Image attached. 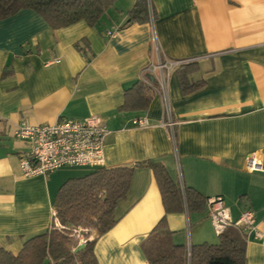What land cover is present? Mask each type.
I'll return each mask as SVG.
<instances>
[{
    "label": "crops",
    "instance_id": "obj_1",
    "mask_svg": "<svg viewBox=\"0 0 264 264\" xmlns=\"http://www.w3.org/2000/svg\"><path fill=\"white\" fill-rule=\"evenodd\" d=\"M149 1L157 17L142 24L127 25L136 0H118L96 27L82 21L52 29L29 9L0 21V246L12 254L49 230L66 182L101 169L24 177L20 159L31 145L17 128L64 118H101L110 131L104 168L135 169L117 224L95 245L99 264L149 263L144 244L166 216L149 161L205 198L222 196L234 220L255 211L264 235V172L249 173L245 164L264 153V0ZM187 61L196 63L190 79L204 85L185 94L179 66L165 70L174 135L159 93L145 110L122 109L150 65ZM138 118L150 127H135ZM208 215L207 203L200 212L167 215L172 243L218 244ZM245 237L247 264H264V238Z\"/></svg>",
    "mask_w": 264,
    "mask_h": 264
},
{
    "label": "trees",
    "instance_id": "obj_2",
    "mask_svg": "<svg viewBox=\"0 0 264 264\" xmlns=\"http://www.w3.org/2000/svg\"><path fill=\"white\" fill-rule=\"evenodd\" d=\"M118 0H0V21L25 9L40 15L52 29H62L86 22L96 27ZM149 0H136L128 13L127 25L156 20V12ZM195 62H182L178 73L182 91L187 94L204 85L193 82ZM159 90L155 75L145 71L142 79L125 93V111H141L151 105ZM154 173L162 196L166 216L204 210L207 199L198 191L175 182L161 162L145 163ZM134 168H101L80 179L66 182L55 200L60 223L58 230L50 226L46 232L24 242L19 254L14 255L0 246V264H99L95 245L100 236L109 232L118 222L116 210L130 192ZM166 216L144 244L148 264H247L246 237L240 230L229 229L219 236L218 244H200L188 247L175 245ZM84 227L97 232V238L76 252L78 240L72 229Z\"/></svg>",
    "mask_w": 264,
    "mask_h": 264
},
{
    "label": "built area",
    "instance_id": "obj_3",
    "mask_svg": "<svg viewBox=\"0 0 264 264\" xmlns=\"http://www.w3.org/2000/svg\"><path fill=\"white\" fill-rule=\"evenodd\" d=\"M111 38H116L117 33L110 32ZM179 63L152 64L145 71L156 76L159 82L157 93L164 99V113L168 117L165 123L174 135V123L171 118V109L167 101L164 72L170 66ZM161 74V77L159 76ZM135 127L148 128L150 123L146 118H138L133 121ZM110 131L103 120L97 116H91L86 120L60 119L54 124L32 125L27 122L20 124L16 131V137L31 145L29 154L20 159L23 175L27 179L45 177L68 167H89L94 169L105 166V143ZM246 170L249 173L264 172V153H254L247 158ZM209 218L217 236H221L229 229L240 230L245 236L255 231L257 239H263L264 235L257 230L256 212L246 210L238 220H234L231 211L226 207L222 196L207 199ZM51 227L65 230L57 216L53 214ZM72 235L78 240V246L86 245L97 238V232L84 227L72 229Z\"/></svg>",
    "mask_w": 264,
    "mask_h": 264
},
{
    "label": "water",
    "instance_id": "obj_4",
    "mask_svg": "<svg viewBox=\"0 0 264 264\" xmlns=\"http://www.w3.org/2000/svg\"><path fill=\"white\" fill-rule=\"evenodd\" d=\"M85 246L84 245H80V247H78L77 249H76V252H79L80 250H82L83 248H84Z\"/></svg>",
    "mask_w": 264,
    "mask_h": 264
}]
</instances>
